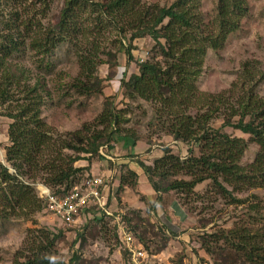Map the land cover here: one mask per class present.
<instances>
[{"label": "trees", "instance_id": "trees-1", "mask_svg": "<svg viewBox=\"0 0 264 264\" xmlns=\"http://www.w3.org/2000/svg\"><path fill=\"white\" fill-rule=\"evenodd\" d=\"M44 3L43 7L48 5ZM199 3L200 0H174L170 5L144 0H65L57 23L45 26L40 25L38 15H44L46 7L32 13L11 7L6 12L0 0V116L10 119V144L5 148V162H0V219L26 217L44 207L31 183H42L58 195L67 194L78 186L87 170L75 166L77 161H91L100 147L110 149L123 141L129 147L128 157L136 160L157 194L150 202L151 215H147L152 229L157 230L150 222L162 195L170 198L173 193L189 202V197L197 193L196 186L207 182L210 189L206 188L207 193L213 191L228 198V204H246V208L243 217L231 227L201 234V248L209 255L217 253L218 259L231 264L236 263L233 260L264 264V203L257 195L235 197L264 188V100L245 88H240L239 94L224 95L201 92L195 86L207 51L222 48L227 35L240 26L248 5L246 0H216L213 20L204 22ZM106 32H115L110 49L124 52L128 64L134 59L130 48L134 40L149 37L154 41V54L138 64V73L128 75L123 71L121 91L129 101L150 105L153 116L149 124L160 129L155 134L158 140L167 137L186 146V158L163 147V155L152 164L140 160L137 145L141 141L148 144L152 135L148 134L144 140L134 128L126 127L128 120L123 114L127 110L116 108L111 96L105 99L92 122L73 132L53 133L41 119L40 106L50 92L39 80L30 84L25 72L12 64V54L26 45L38 56L49 55L58 45L69 44L78 65V77L72 87L89 95L95 84L91 86L88 81L101 63L100 55L108 53L103 44ZM245 77L254 80L247 72ZM96 86L101 88L99 83ZM220 115L222 124L213 126V120ZM235 117L238 119L233 120ZM226 126L248 135L256 144L257 152L251 163L241 165L247 141L228 134ZM194 147L199 148L198 155L194 154ZM125 167L121 168L118 192L125 186H137L136 173ZM192 210L193 206L189 208ZM133 211L141 217L140 209ZM124 213L122 221L141 242L130 225L132 219ZM155 222L163 233L178 232L171 225ZM114 227L116 234L115 224ZM35 232L12 264H62L56 258L60 234L47 229ZM118 245L125 264H129L126 251L119 242Z\"/></svg>", "mask_w": 264, "mask_h": 264}, {"label": "rangeland", "instance_id": "rangeland-1", "mask_svg": "<svg viewBox=\"0 0 264 264\" xmlns=\"http://www.w3.org/2000/svg\"><path fill=\"white\" fill-rule=\"evenodd\" d=\"M144 1L170 5L174 0ZM1 2V8H7L6 12L10 11L11 7L30 13L46 7L44 15H38L42 22L40 25L54 26L59 20V14L65 0H1ZM44 2H47L48 5L43 7ZM246 2L248 10L243 15L238 29L227 35L221 49L207 51L202 72L195 80V86L199 91L235 95V92L236 94L240 93V88H245L249 91L253 90L254 94L264 100V0H246ZM215 6L216 0H200L199 9L204 22L213 20ZM33 19L37 20L36 17ZM105 35L106 40L103 44H105L108 53L100 55L101 63L94 72V77L88 81L91 86L95 84L92 93L89 95L80 94L72 87L78 77V65L75 53L69 44L58 45L51 54L43 56H38L24 45L20 47L19 51L12 54V64L17 65L25 72L30 84L39 80L45 84V88L50 92L49 95L43 97L40 117L53 133L73 132L80 129L84 123L92 122L102 110L105 99L111 96L116 108L127 110L123 114V117L128 120L125 124L126 127L134 128L144 140H147L148 134L152 135L147 140V148L154 144L166 147L165 144L170 142H159L155 134H158L160 129L151 123L149 124L153 116L150 105L132 99L129 101L124 97L120 87L123 71H126L128 75L133 72L138 73V64L154 54V41L149 37L134 40L130 46L134 59L128 64L124 52L118 53L119 51L115 52L110 49V43L115 38V32H106ZM123 43L125 46L128 45L126 39L123 40ZM111 45L113 46V44ZM245 72L250 76L252 75L254 80H247ZM98 83L101 85L100 89H97L99 88L96 86ZM230 89L229 93H225ZM237 119L238 117L233 118V120ZM222 122L220 115L213 120L212 125L219 127ZM224 130L231 136L243 137L247 141V148L240 163L241 165L251 163L257 152L256 144L250 140L248 135L239 130L228 126L224 127ZM178 146L170 145L171 149H174L171 152L179 155L180 158H186V146ZM149 150L145 148L143 151ZM193 151L195 155L199 154L198 147H194ZM107 153V150L102 154L98 152L90 162L85 160L80 164L88 165L92 161L98 162V164H104L106 170L119 169L112 176H120L123 172L119 165L115 164V160L107 159L105 155ZM102 160H106V162H100ZM2 162H5V158ZM77 163L79 164V161L75 163V166L79 167ZM87 170L82 173L77 183L78 186L81 185L82 180L95 175L100 176L105 183L111 182V175H94L88 173ZM207 185V182L197 185L195 188L197 193L189 197V202L184 200V197L179 199L177 195L169 194L170 198H175L177 202L172 201L174 203L170 204L168 210L172 211L174 215H178L181 221L186 215L190 216L189 222H184L182 226L177 225L178 229L174 230H178V232L174 234H169L167 230L164 234L159 228L160 225L158 223L155 225L156 222L152 220L150 224L154 225L155 228L157 226V230L155 231L151 225H148L147 215H151L149 212L151 203L142 196L139 198L144 201L143 204L145 205H143L142 210L140 209L141 217L135 214L133 207L127 204L136 201L133 200L131 193L135 192L134 188L129 187L132 190L128 191L129 195L126 196L128 201L125 200V203L123 200L126 197L120 199L119 192L115 194L117 209H114L115 207L111 209L116 211H121L120 208L124 209L122 212H125L124 214L132 219L130 225L133 227V231L137 236L140 235L142 244L155 256L154 260L161 264H175V262L181 264H231L230 261L218 259L217 253L214 255L207 254L201 248V234L211 233L219 228H229L236 224L243 217L246 204H228L227 202H230L228 198L217 195L213 191L207 193L205 191ZM207 189L210 191L209 187ZM102 191L104 193L106 189L104 188ZM251 194L257 195L264 203V188H254L248 192L237 194L235 197L244 199ZM122 195L121 193V197ZM104 197L107 206L114 202L106 195ZM191 206H193V210L189 211ZM204 207L208 209L204 211L202 209ZM198 211L201 214H198ZM203 211L204 213H202ZM97 218H101L100 221H97ZM38 229H47L54 234H60L56 244V258L62 264H125L122 250L119 248L116 239L113 218L106 215L103 210L90 207L78 214L74 222L65 223L48 213L43 206L41 210L33 211L26 217L12 216L9 219H0V264H12L18 251L27 248L28 241L32 240V237L37 234L35 231ZM233 262L241 264L239 260H233Z\"/></svg>", "mask_w": 264, "mask_h": 264}, {"label": "crops", "instance_id": "crops-1", "mask_svg": "<svg viewBox=\"0 0 264 264\" xmlns=\"http://www.w3.org/2000/svg\"><path fill=\"white\" fill-rule=\"evenodd\" d=\"M10 123V119L4 117V116H0V162H2L5 158V147L8 146L9 144V138H8V126ZM159 142L161 141H166V142H170L169 144H165L166 147L172 148L170 147V145L173 146H181V144H178L176 141L172 140L171 138H167L165 137L163 140H158ZM178 146V147H179ZM148 144L145 142H140L137 145V148H140V151H138V155L140 156L139 159L142 160L145 164H152V162L155 159H158L159 157H161L163 155V151L162 145H158V144H154L152 146H150L149 148ZM108 151L106 155L107 159L109 160H115V164L119 165V168L121 169L122 166H126L127 169H131L133 170L136 175H137V186L134 188L135 192H131L133 195V200L135 202L129 204L127 203L130 207H133V209H143V204L144 201L140 200V196H142L144 199H146L147 202H152L153 200H155L157 194L156 192L153 190L152 186L150 185V183L148 182V179L146 177V175L144 174L142 168L136 163V160L134 159H130L128 157L129 154V147H127L126 145H124L123 141H118L117 143H115L112 148L110 149H106L105 146H102L101 149H99V152L102 154L103 152L105 153V150ZM150 149L149 151H143L144 149ZM172 151H174V149H171ZM143 151V152H142ZM145 152V153H144ZM119 153V154H118ZM141 153V154H140ZM85 160H79V164L77 163V165H79V167H88L87 172L91 173V174H99L102 176H110L111 182L106 183L105 185V189L106 191H108L107 193H105L106 191H104V193L102 194L103 196V200L106 201L104 195H106L108 198L112 199V202L110 206L106 207L110 210V211H116L114 209H117V201H116V197L115 194L118 193V186H119V175L118 177H114L112 176L113 173L115 171H119V169H109L106 170L104 167H106L104 164H98V162H94L92 161L91 163H89L88 165H81L80 163L84 162ZM151 161V163H150ZM87 162H90L87 160ZM102 163H105L106 160H102L100 161ZM105 169V171H104ZM102 170V171H101ZM122 171V170H121ZM116 182H113V181ZM106 181V180H105ZM132 189H130L128 186H125L124 189L118 193V195L120 196V199L128 196V191H130ZM121 193L123 194L121 197ZM128 201V198L126 197L123 202L125 203L126 201ZM172 201H176L175 198H169L166 197L165 195H162V201L160 204H157L155 207V211L152 212V214L155 215L154 219L152 221H158L159 223H165L168 224L169 226L171 225L173 229L177 228V225H184V222L187 223L189 222L190 216H185L184 220H180L178 215H174L172 211L168 210L170 207L171 203H174ZM106 203V202H105ZM112 207H115L113 210L111 209ZM121 211H123V208H120ZM123 213V212H122ZM195 221V220H193ZM174 226V227H173ZM178 229V228H177Z\"/></svg>", "mask_w": 264, "mask_h": 264}, {"label": "built area", "instance_id": "built-area-1", "mask_svg": "<svg viewBox=\"0 0 264 264\" xmlns=\"http://www.w3.org/2000/svg\"><path fill=\"white\" fill-rule=\"evenodd\" d=\"M31 185L44 203L45 210L65 223L74 222L78 214L90 207L103 210L113 218L117 240L126 251L129 264H159L147 254L138 238L127 229L121 218L122 211L112 212L106 208L102 197L106 183L100 176L87 177L80 186H74L65 195L52 193L46 185L39 182Z\"/></svg>", "mask_w": 264, "mask_h": 264}, {"label": "clouds", "instance_id": "clouds-1", "mask_svg": "<svg viewBox=\"0 0 264 264\" xmlns=\"http://www.w3.org/2000/svg\"><path fill=\"white\" fill-rule=\"evenodd\" d=\"M100 149H101V147H100ZM36 191V190H35ZM37 194V193H36Z\"/></svg>", "mask_w": 264, "mask_h": 264}]
</instances>
